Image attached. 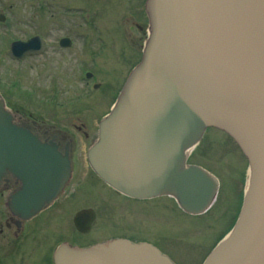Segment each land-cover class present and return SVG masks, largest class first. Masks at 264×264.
Instances as JSON below:
<instances>
[{
	"label": "water",
	"instance_id": "1",
	"mask_svg": "<svg viewBox=\"0 0 264 264\" xmlns=\"http://www.w3.org/2000/svg\"><path fill=\"white\" fill-rule=\"evenodd\" d=\"M146 13L142 58L100 122L91 167L128 196L170 195L199 214L217 182L187 165L188 154L206 129L226 133L248 161V182L236 223L203 264H264V0H147ZM43 48L39 38L16 41L8 56L19 61ZM68 171L54 146L15 122L0 95V187L21 183L10 211L40 210ZM54 262L174 264L149 244L123 239L85 249L64 244Z\"/></svg>",
	"mask_w": 264,
	"mask_h": 264
},
{
	"label": "flooded vegetation",
	"instance_id": "2",
	"mask_svg": "<svg viewBox=\"0 0 264 264\" xmlns=\"http://www.w3.org/2000/svg\"><path fill=\"white\" fill-rule=\"evenodd\" d=\"M92 1L85 0L83 6L74 7L84 19L87 28V16L91 17L94 12ZM94 3L101 6L99 10L102 9V0H96ZM120 3L115 2L118 6L121 5ZM144 3L145 0H142L140 8L139 4H134L135 9L126 17V20H130L131 25H129L128 32H125V36L120 33L121 36L123 35L124 45L119 46L116 60L111 62V67L102 70L103 62L101 60L104 59L106 51L109 49L105 41L104 48L107 50L103 49V40L95 41L97 46H93L94 42L88 41L86 37L81 38V51L78 55L82 62L81 71L79 70V74L78 71H73L69 76L71 79H75V82L77 80L78 86H80L79 90H85V94L92 95L99 92L98 97L100 96V98L96 102L100 106L99 109L95 110V107L91 106L90 109L93 111H90L88 107H79L81 102L69 104L71 107L67 108L66 117L60 119H43L41 116L37 117L23 110L17 112L20 126L28 128L43 143L54 146L58 154L66 159L69 174L61 190L51 202L45 203L40 210L29 215H22L19 212L18 217L12 214L6 206V197L18 189L15 183L11 182L4 190H0V236L8 238L9 241L5 244H11L14 248L11 251H16L19 254V263L16 264H54L53 255L60 245L67 244L86 248L114 239H127L134 243H150L169 256L176 264H179L166 253L169 252L168 248L163 246L160 241L169 234L167 232L164 235L157 234L153 236L155 238L149 234L151 229L156 227L155 225L169 230L167 219L164 218L166 217L167 199L170 200L171 207L174 208L175 223L182 221L184 217L194 221L206 217L205 221H210L214 226L217 225L215 221H219V226L221 223H230V227L237 217L241 205L242 181L239 194L232 187L233 193H235L232 198L233 204H230V195L228 198L227 196L232 188L223 189V178L218 176L219 190L215 202L205 213L190 215L185 213L176 201L168 196L137 199L124 195L107 185L90 166L87 152L97 137L99 123L109 111L122 84L141 57L147 30ZM115 8L117 9V7ZM117 25L115 26L117 27ZM92 26L89 27L92 28ZM34 36L42 38L45 42L43 51L34 56L40 58L47 53L51 46L44 36L40 34ZM56 45L60 51L71 50L74 46V39L63 35L56 41ZM121 56H125V62L122 60L119 63L118 70L117 59H123ZM113 77L120 81L115 89L111 84ZM78 101H80V97L75 103ZM107 102L109 107L102 109L104 107L101 106ZM43 115L46 117V113ZM48 115L50 116L51 113ZM20 189L21 183L19 182ZM225 199L226 206L229 208H226L227 213L221 206L225 203ZM217 208L219 210H216ZM223 210L224 212L221 214ZM153 214L157 217L154 222L151 218ZM201 223L202 226L206 224L204 220ZM170 229L172 231L170 236L177 238L178 242L179 237H182V233L179 234L181 229L176 230L178 234L173 232V228ZM223 234L224 232L220 236ZM177 245L176 243L175 248L178 247ZM213 246L214 244L209 248L202 247L203 250L199 251L200 253L191 261H195L194 264H202ZM8 255L12 256L13 254L9 253ZM13 262V258L4 253L0 254V264H13Z\"/></svg>",
	"mask_w": 264,
	"mask_h": 264
},
{
	"label": "rangeland",
	"instance_id": "3",
	"mask_svg": "<svg viewBox=\"0 0 264 264\" xmlns=\"http://www.w3.org/2000/svg\"><path fill=\"white\" fill-rule=\"evenodd\" d=\"M84 1L0 0V14L5 17V21L0 22V95L16 119L19 110L37 117L41 116L43 119H60L66 117V110L71 107L69 104L80 102L81 106L79 107H88L90 111H93L90 109L91 106H94L95 110L100 108L99 104H96L100 98V96L98 97L99 92L92 95L85 94V90H79L80 86H78L77 80L75 82V79H71L69 76L73 71H78L79 74L82 66L78 56L81 51V38L86 37L88 41L94 42L93 46L96 45L95 41L103 40V49L107 50L104 48L105 41L109 49L106 51L104 59L101 60L103 62L102 70L111 67L113 60H116L119 46L124 45L123 35L121 36L120 33L125 36V32H128L129 25H131L130 20H126V17L135 9L134 4H139L140 8L142 0H102L103 4L100 10L101 6L95 5L96 0H93L94 2L91 3L95 13H92V18L87 16L88 28L85 26L82 16L74 9V7L83 6ZM116 1L121 2V5H116ZM117 20L119 21L118 25ZM91 25H93L92 28L89 27ZM36 34L44 36L49 41L51 47L47 53L40 58L31 57L23 61L9 58L7 54L9 43L17 39L25 40ZM63 35L74 39V46L71 50L60 51L56 47V41ZM121 57L123 59H117L118 70L119 63L122 60L125 62V56ZM112 79L111 84L115 89L120 81L114 77ZM79 97L80 101L75 103ZM104 100L106 101L105 98ZM108 102L101 106L104 107L102 109L109 107ZM43 113H46V117ZM48 113L51 115L49 116ZM189 161L199 163L209 168L215 175L221 176L223 189L228 190L229 187H234L235 191L239 192L247 163L241 151L226 134L215 129H208L198 147L192 151ZM234 193L233 188L229 194L226 192L227 198L230 195V204H233ZM166 204L167 210L164 218L167 219L169 230L155 225L156 227H153L149 234L153 237L157 234L164 235L167 232L169 235L160 241L163 246L168 248L169 252L166 253L179 264L186 262L194 264L195 261H191V259L203 250L202 247L212 246L230 225V223H221L219 226L220 222L215 221L217 225L214 226L210 221H205L206 217H202L198 221L184 217L182 221L175 223L174 208L171 207L169 199L166 200ZM221 206L227 213L226 199ZM151 218L154 222L157 217L153 214ZM203 220L206 223L204 226L201 223ZM170 228H173L175 234H178L176 231L178 228L181 229L179 232V234L182 233V237H179L181 240L179 239L177 242V238L170 236L172 232ZM7 241H9L8 238L0 236V254L4 253L13 258V264L19 263V254L16 251H11L14 248L11 244L6 245ZM174 243H177L178 247L175 248ZM6 251L8 252L5 253ZM9 253L13 255L9 256Z\"/></svg>",
	"mask_w": 264,
	"mask_h": 264
},
{
	"label": "bare ground",
	"instance_id": "4",
	"mask_svg": "<svg viewBox=\"0 0 264 264\" xmlns=\"http://www.w3.org/2000/svg\"><path fill=\"white\" fill-rule=\"evenodd\" d=\"M191 151H192V150H191ZM191 151H190V152H191Z\"/></svg>",
	"mask_w": 264,
	"mask_h": 264
}]
</instances>
